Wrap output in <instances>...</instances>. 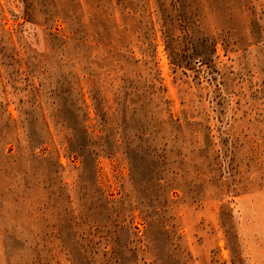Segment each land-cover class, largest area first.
Segmentation results:
<instances>
[{
	"label": "rangeland",
	"instance_id": "1",
	"mask_svg": "<svg viewBox=\"0 0 264 264\" xmlns=\"http://www.w3.org/2000/svg\"><path fill=\"white\" fill-rule=\"evenodd\" d=\"M0 264H264V0H0Z\"/></svg>",
	"mask_w": 264,
	"mask_h": 264
},
{
	"label": "trees",
	"instance_id": "2",
	"mask_svg": "<svg viewBox=\"0 0 264 264\" xmlns=\"http://www.w3.org/2000/svg\"><path fill=\"white\" fill-rule=\"evenodd\" d=\"M46 5V3H44ZM52 13V10H50ZM28 13V14H27ZM26 15H29V12L26 11ZM168 49L171 50V62L172 65L176 66L177 68H182V64L184 61H188L187 65H190V61L194 59L195 56L200 57V60L198 63H201V66H207L209 69V75L213 76L215 74L220 75V72L218 71V69L216 68V63H215V55L217 53V42H211L210 38H204L202 40V44H201V48L195 47L194 51L195 54H191V55H186V54H180L176 51V48H171L170 46H168ZM93 99H95V96L93 97ZM77 109L74 112L77 116H75V118L78 119V112L80 111V107L74 105ZM142 110H146L145 106H142ZM140 125L142 127L141 132H137L134 135H129L127 136V149L126 152L129 155V157H134L132 160V163L136 165V162L134 159L137 160V162L139 163V159L136 157V152L137 153H141L140 154V158L143 159L145 154L149 151L152 157H156L159 154L155 151V148L151 149L150 146V139L148 137V125L145 124L144 122H142L141 119H139ZM77 126L79 127V123H77ZM139 141L140 144H138L137 142ZM80 149H84V145L81 144V146H79ZM162 158H165V155L162 154ZM159 162V161H158ZM151 170H153L151 168ZM144 177L147 179L150 178V176H148V174H144Z\"/></svg>",
	"mask_w": 264,
	"mask_h": 264
}]
</instances>
